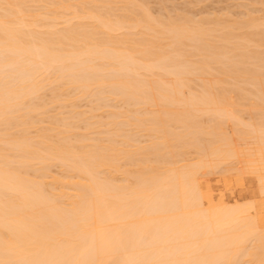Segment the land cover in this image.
Here are the masks:
<instances>
[{"label": "bare ground", "instance_id": "6f19581e", "mask_svg": "<svg viewBox=\"0 0 264 264\" xmlns=\"http://www.w3.org/2000/svg\"><path fill=\"white\" fill-rule=\"evenodd\" d=\"M254 2L0 0V264H264Z\"/></svg>", "mask_w": 264, "mask_h": 264}, {"label": "rangeland", "instance_id": "374dc122", "mask_svg": "<svg viewBox=\"0 0 264 264\" xmlns=\"http://www.w3.org/2000/svg\"><path fill=\"white\" fill-rule=\"evenodd\" d=\"M142 1L145 2V3H143V5L145 4L146 7L150 8V10L152 9L151 10L152 14L153 15L155 14V17H158L157 14L158 15L160 14L159 17L161 16L160 18H163V16H162V13H163L165 19L168 18V16H170V15H171L170 17H173V16L182 15V14H184V16H188V17H191V15H192L194 17H191V18H194V19H199L202 17H214L216 15L220 16L221 12H224V13L228 12L227 10H229V13L232 14L234 17L236 16V14H237L236 17H240V16L242 17L241 13L243 12L244 7L242 8L241 3L243 4L247 1L248 3H246L245 5L255 4L254 0H249V1L248 0H245V1L242 0L243 2L241 0H188V1L187 0H166V1L165 0H160V1L159 0H147V2L145 0H142ZM250 2H254V3H250ZM160 3H162V4H160ZM238 5H241V7L238 8ZM257 5L259 6L260 4H257ZM241 8H242V11H241ZM165 10H168L171 14L168 13V11L165 12ZM231 10H232V12H231ZM244 10H245V8H244ZM239 11L241 13H239ZM189 13H190V15H188ZM211 14H213L214 16ZM263 14H264V12L262 14H260V16H263ZM222 15H223V13H222ZM60 27H62V26H60ZM251 50H253V49L251 48ZM231 82L232 81L228 80V84L226 85V88L228 91H230V89H231ZM44 98L46 100V98H48V97H44ZM247 102H245V105L247 104ZM83 103L85 104V107H84V104H81L82 107L80 106V108L84 107V109H82V110L89 111V108H90L89 105L90 104L86 103V102H83ZM263 107L264 106H262V110L264 109ZM259 108H261V107H259ZM259 112H260V110H259ZM248 113H250V112L248 110H246V112L242 113L241 115H243L245 119H248V116H247ZM52 169H53L52 170L53 175L61 174V170H60L59 166L53 167Z\"/></svg>", "mask_w": 264, "mask_h": 264}]
</instances>
